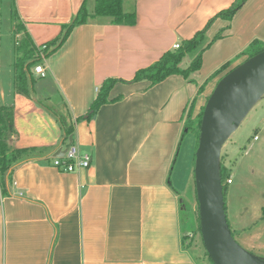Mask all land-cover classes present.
I'll use <instances>...</instances> for the list:
<instances>
[{
  "label": "crops",
  "instance_id": "0c3cea01",
  "mask_svg": "<svg viewBox=\"0 0 264 264\" xmlns=\"http://www.w3.org/2000/svg\"><path fill=\"white\" fill-rule=\"evenodd\" d=\"M14 1L16 40L26 34L37 48L56 40L82 5L91 17L40 59L44 77L31 67L28 93L15 91L13 68L0 88V105L13 108L11 147L35 148L0 187V264H198L183 246L190 213L173 182L185 122L191 101L194 118L223 74L214 71L229 60V68L238 65L251 41H264V0H246L231 19L217 14L235 0H121L135 13L133 25L93 17L95 0ZM210 19L203 43L187 53L192 60L201 50L189 79L132 82ZM109 78L116 80L109 99L120 98L87 119ZM55 114L72 124L71 142H62ZM68 144L91 156L88 168L53 165Z\"/></svg>",
  "mask_w": 264,
  "mask_h": 264
},
{
  "label": "trees",
  "instance_id": "16d2710c",
  "mask_svg": "<svg viewBox=\"0 0 264 264\" xmlns=\"http://www.w3.org/2000/svg\"><path fill=\"white\" fill-rule=\"evenodd\" d=\"M14 10H15V1L11 0ZM246 0H235L227 9L222 10L217 14V17H222L225 19H231L234 13L243 5ZM93 17L96 16H107L112 18V22L117 25H133L136 21L134 12H124L122 8L121 0H95ZM91 17L85 10L84 5L80 7L78 12L72 17V19L64 24L63 32L60 36L51 42L44 43V48L40 50L32 42L31 38L28 35L20 39V41L15 44V60L13 62L14 69V89L18 93H28V81L32 79L31 67H34L39 63L42 57L49 56L53 51H55L68 37L69 33L75 26L84 24L88 18ZM15 18L16 15H15ZM210 19L206 26L198 31L192 38L184 40L180 47L176 50H169L163 53V55L151 65L138 69L132 79V82H138L145 80L149 82L150 85L157 84L171 75H180L186 79H189L190 75L197 71L201 65V50H199L194 58L186 67L181 66V61L187 53H190L196 50L204 41L205 29L211 23ZM19 25V24H17ZM220 37V34L215 35L214 39ZM50 46H54L50 48ZM264 49V41L253 40L248 46L242 50L236 57L245 56V59L251 57L252 55L258 53ZM231 61L223 63L219 68H217L212 75H221V77L227 73L232 68H229ZM220 77V78H221ZM116 82L115 79L109 78L103 81L101 86L96 93V97L90 104L86 118L90 119L97 112L100 106L118 100L120 97L109 99V92ZM201 86H199V90ZM207 100V99H206ZM194 105V100L191 101L189 107V113L185 122L184 132L192 131L196 136V145L199 135V125L202 116L203 107L200 108L198 114L191 118V111ZM57 121L61 126L63 132L62 142L69 139L73 134V127L71 123H68L66 119L60 115H56ZM16 132L13 126V108L8 105H0V187L2 192H4L6 184L10 181L11 171L19 161L24 158H27L35 148H12L10 145V140ZM69 145V144H68ZM196 149V147H195ZM220 175L223 184L224 179H228L229 176L225 171V167L220 164ZM225 186L223 185V194ZM225 208V205H224ZM190 219L194 228L192 231L187 234H183V246L185 249L189 250L190 254L193 256L194 260L198 264H212L210 258L208 257L205 249L202 251L201 256L195 257L196 254L193 252L192 247H198L197 243H202L200 232H199V219L197 204L194 211H189ZM260 219H264V206L261 207V216ZM196 233L198 237L196 238ZM193 245V246H192ZM203 260L202 263L200 260ZM209 262V263H208Z\"/></svg>",
  "mask_w": 264,
  "mask_h": 264
},
{
  "label": "rangeland",
  "instance_id": "374dc122",
  "mask_svg": "<svg viewBox=\"0 0 264 264\" xmlns=\"http://www.w3.org/2000/svg\"><path fill=\"white\" fill-rule=\"evenodd\" d=\"M14 16L12 1L0 0V88L4 90L16 56L17 40L13 29L17 20ZM191 58L192 54H187L181 66L186 67ZM195 142V134L185 132L173 173L174 186L182 195L184 214L190 211V204L196 202L193 178ZM220 164L232 181L227 184V179L223 180L225 213L231 233L241 247L264 259V249L257 248L264 246V220H259L261 207L264 206V95L223 145ZM193 225L186 219L184 233L189 234ZM197 244V248L192 245L195 257L201 256L205 249L201 242Z\"/></svg>",
  "mask_w": 264,
  "mask_h": 264
},
{
  "label": "water",
  "instance_id": "95a60500",
  "mask_svg": "<svg viewBox=\"0 0 264 264\" xmlns=\"http://www.w3.org/2000/svg\"><path fill=\"white\" fill-rule=\"evenodd\" d=\"M263 95L264 49L219 78L203 107L193 178L200 237L213 264H264V259L241 247L231 233L220 175L223 145ZM64 152L57 150L54 156L62 157Z\"/></svg>",
  "mask_w": 264,
  "mask_h": 264
},
{
  "label": "built area",
  "instance_id": "2783aa9c",
  "mask_svg": "<svg viewBox=\"0 0 264 264\" xmlns=\"http://www.w3.org/2000/svg\"><path fill=\"white\" fill-rule=\"evenodd\" d=\"M180 47V43L173 44V50H176ZM40 50L44 48V45L39 46ZM33 71L38 74L39 77H44L46 72L45 68L41 63L36 64L33 67ZM98 92V89H96ZM256 139V136L254 137ZM91 156L89 154L80 153L79 149L70 144L66 147L64 155L62 157H55L53 159V165L59 168L63 172H73L80 169L88 168L90 165ZM226 183H231V179L228 178Z\"/></svg>",
  "mask_w": 264,
  "mask_h": 264
}]
</instances>
